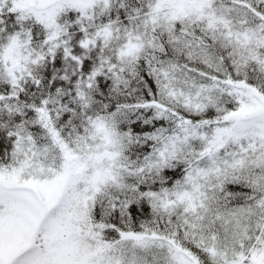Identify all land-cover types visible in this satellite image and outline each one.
Segmentation results:
<instances>
[{
  "label": "snow or ice",
  "instance_id": "obj_1",
  "mask_svg": "<svg viewBox=\"0 0 264 264\" xmlns=\"http://www.w3.org/2000/svg\"><path fill=\"white\" fill-rule=\"evenodd\" d=\"M0 264H264V0H0Z\"/></svg>",
  "mask_w": 264,
  "mask_h": 264
}]
</instances>
